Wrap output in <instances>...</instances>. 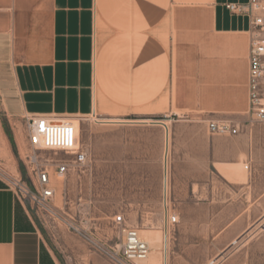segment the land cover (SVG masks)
Returning a JSON list of instances; mask_svg holds the SVG:
<instances>
[{
    "label": "crops",
    "instance_id": "0c3cea01",
    "mask_svg": "<svg viewBox=\"0 0 264 264\" xmlns=\"http://www.w3.org/2000/svg\"><path fill=\"white\" fill-rule=\"evenodd\" d=\"M247 2L113 0L111 22L120 33V54L114 69L116 82L111 86L117 92L111 100L97 63L100 0H0L3 113L24 127L26 117L74 120L91 116L106 100L118 108L134 109L138 105L151 108L161 97L156 102L174 109L173 117L241 124L248 110V19L230 13L226 5ZM164 56L167 65L162 63ZM144 116L135 121L116 120L143 124L133 130L139 133L135 166L141 184L152 182L167 163L171 197H178V179L185 178L189 179L188 198L200 200L206 195L201 170L212 169V159L229 173L238 164L237 155L231 158L233 163L217 158L225 139L190 128L169 134L165 161L168 122L149 119L152 112ZM153 121L156 124L148 128L146 124ZM17 138L12 132L13 143L22 150L21 137ZM209 188L212 201V179ZM194 211L176 209L179 217ZM0 264H63L30 206L3 180Z\"/></svg>",
    "mask_w": 264,
    "mask_h": 264
},
{
    "label": "rangeland",
    "instance_id": "374dc122",
    "mask_svg": "<svg viewBox=\"0 0 264 264\" xmlns=\"http://www.w3.org/2000/svg\"><path fill=\"white\" fill-rule=\"evenodd\" d=\"M100 6L97 63L104 75L105 92L114 100L113 93L117 89L113 90L111 86L116 82L114 69L119 60L120 33L111 22L113 0H100ZM161 60L167 65V56ZM158 63H161L160 60ZM166 93L167 89V99ZM2 95L0 86V170L8 174L10 179H21L31 188V179H34L26 159L31 151L25 128L4 115ZM156 101L151 108L138 105L137 108L129 109L118 108L106 100L101 108H96L94 116L70 120L73 124H79L78 142L86 152L88 167L70 170L66 175L56 174L54 166L48 167L52 177L51 187L55 191L51 202L55 215L35 214L34 206L24 200L57 257L63 264H114L107 252L119 248L123 238L121 230L128 227L136 229L138 235L145 231H161L166 238L168 264H209L214 260L217 261L215 264H264V123H250L245 118L237 137L214 135L208 132L207 126L210 122L218 121L173 117L171 112H175L174 109L169 110L167 104L162 106ZM146 112L153 114L149 119L168 122L170 135L176 129L190 128L200 134L207 132L209 136L225 139L217 158L233 163L231 158L237 155L238 164L248 167L247 170L244 168V172L249 182L234 179L228 171L215 165L212 159V169L201 170L204 176L202 188L206 195L200 200L189 199V179H178V197H171L168 190L165 216L164 166L146 185L140 183V171L135 166L139 133L133 130L143 124L95 122L146 119ZM152 124H156L155 121L146 125L151 128ZM12 132L16 138L21 137L22 150L10 141ZM38 155L47 160L48 165L68 159L61 153L39 152ZM167 178L169 188L168 166ZM56 179H60L64 186H57L54 183ZM211 179L212 201L209 194ZM179 208L189 209L191 213L195 208V211L193 215L179 217L176 213ZM171 216L177 218L174 225L166 222ZM117 217H122L121 225L115 223Z\"/></svg>",
    "mask_w": 264,
    "mask_h": 264
},
{
    "label": "built area",
    "instance_id": "2783aa9c",
    "mask_svg": "<svg viewBox=\"0 0 264 264\" xmlns=\"http://www.w3.org/2000/svg\"><path fill=\"white\" fill-rule=\"evenodd\" d=\"M227 10L235 15L248 19L249 33V71H248V110L247 120L250 123H264V0H248L246 4H227ZM26 138L31 155L27 156V164L31 168V188L21 179L5 178L0 171V180L12 188L18 199L26 200L34 206L35 214L55 215L51 205L55 191L51 187V174L48 167H55L58 175H66L70 170H84L88 167L86 152L78 142V131L68 119L47 116H32L24 118ZM239 122H210L207 129L210 134L234 137L240 133ZM63 154L68 159L48 165L38 153ZM248 167L245 166V170ZM122 217H117L115 223L122 224ZM167 224L174 225L177 218H167ZM123 236L117 250H108L107 254L114 264H137L144 261L148 255V246L139 239L138 231L124 227ZM93 244V243H92ZM97 248V243L93 244ZM212 261L209 264H215Z\"/></svg>",
    "mask_w": 264,
    "mask_h": 264
},
{
    "label": "bare ground",
    "instance_id": "6f19581e",
    "mask_svg": "<svg viewBox=\"0 0 264 264\" xmlns=\"http://www.w3.org/2000/svg\"><path fill=\"white\" fill-rule=\"evenodd\" d=\"M92 116H94V114H92ZM95 122L100 123V124L121 123V121H116V120H95ZM74 125L78 131L79 124L76 122ZM169 137L170 136H169L168 128H167V129H165V136H164L165 161L167 160V155H168ZM244 168H245V165H241V164H237V165L231 167L229 170L231 177H233L234 179H238L239 181H242V182H246V183L249 182V178L246 175V173L244 172ZM0 171L3 173L5 178H7V179L10 178L8 176V174L4 173L2 170H0ZM164 171H165V175H164L165 177H164V190H163V206H164V208H166L165 205L167 203L168 190H169L168 178H167V163H165ZM54 183L59 187L62 185V181L60 179H56L54 181ZM62 186H64V185H62ZM59 187H58V189H60ZM61 191H59V192H61ZM160 232L161 231H159V232L155 231V233H151V232L145 231V232H142L139 234V239L142 242L147 244L149 252H148L147 258L144 261L137 262V264H168L169 255L167 252L168 249H167L166 238H165V236H163V233L162 232L160 233ZM89 241L93 244L96 243V242H93L92 240H89ZM233 244H236V242H233Z\"/></svg>",
    "mask_w": 264,
    "mask_h": 264
},
{
    "label": "trees",
    "instance_id": "16d2710c",
    "mask_svg": "<svg viewBox=\"0 0 264 264\" xmlns=\"http://www.w3.org/2000/svg\"><path fill=\"white\" fill-rule=\"evenodd\" d=\"M10 141L12 142V144H13V140L11 139V137H10Z\"/></svg>",
    "mask_w": 264,
    "mask_h": 264
}]
</instances>
